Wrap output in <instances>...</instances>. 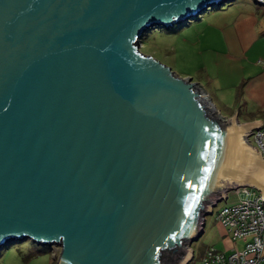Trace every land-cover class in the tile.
I'll return each instance as SVG.
<instances>
[{"label": "water", "instance_id": "water-1", "mask_svg": "<svg viewBox=\"0 0 264 264\" xmlns=\"http://www.w3.org/2000/svg\"><path fill=\"white\" fill-rule=\"evenodd\" d=\"M227 1L0 0V248L183 264L227 191L264 188L259 120L223 116L139 44Z\"/></svg>", "mask_w": 264, "mask_h": 264}, {"label": "rangeland", "instance_id": "rangeland-1", "mask_svg": "<svg viewBox=\"0 0 264 264\" xmlns=\"http://www.w3.org/2000/svg\"><path fill=\"white\" fill-rule=\"evenodd\" d=\"M139 44L141 51L152 54L177 74L199 82L223 116L236 114L231 109L243 113L249 107L260 108L264 115L261 101L247 95L264 93V6L256 1L230 0L170 28L150 27ZM239 120L245 122L242 115ZM239 196L236 190H229L228 198L219 201L214 212L207 215L204 232L192 242L197 257L209 246L224 247L217 213ZM60 250L57 244L12 239L0 248V264H56Z\"/></svg>", "mask_w": 264, "mask_h": 264}, {"label": "built area", "instance_id": "built-area-1", "mask_svg": "<svg viewBox=\"0 0 264 264\" xmlns=\"http://www.w3.org/2000/svg\"><path fill=\"white\" fill-rule=\"evenodd\" d=\"M250 133V142L264 157V120H259V127H252ZM234 190L240 195L239 200L225 205L217 213L231 235V250L226 252L209 246L199 258L191 245V256L183 264H195L198 258V264H260L264 260V190L258 186H241ZM228 193L224 199L228 198Z\"/></svg>", "mask_w": 264, "mask_h": 264}, {"label": "crops", "instance_id": "crops-1", "mask_svg": "<svg viewBox=\"0 0 264 264\" xmlns=\"http://www.w3.org/2000/svg\"><path fill=\"white\" fill-rule=\"evenodd\" d=\"M247 95L251 98V100H255L256 102L257 101L258 102L261 101V103L264 105V93L263 92L259 93L258 96H256L255 93L253 95H250V94H247ZM219 111L222 112L221 109H219ZM229 111H232L233 113L235 111V113H237L238 118L242 115L243 118H244L243 121H245V122H254L256 120H264V115L262 114L263 111H261L260 108L255 110L254 108L249 107V108H246L243 111V113H242V111L235 110V109H231ZM229 111L224 113V114L228 115ZM206 221H207V218H206ZM205 224H206V222H205ZM219 226H220V228H219L220 235H221V237L223 238V240L225 242H224V247L218 248V249H221V250H224V251H230L231 248H232V240H231V238L228 235L227 228L222 223H219ZM260 264H264V260Z\"/></svg>", "mask_w": 264, "mask_h": 264}, {"label": "bare ground", "instance_id": "bare-ground-1", "mask_svg": "<svg viewBox=\"0 0 264 264\" xmlns=\"http://www.w3.org/2000/svg\"><path fill=\"white\" fill-rule=\"evenodd\" d=\"M207 96V95H206ZM256 185V184H255ZM263 190H264V188H263Z\"/></svg>", "mask_w": 264, "mask_h": 264}]
</instances>
